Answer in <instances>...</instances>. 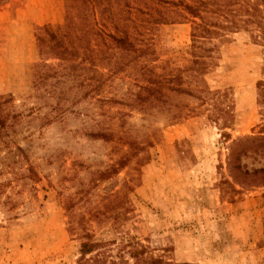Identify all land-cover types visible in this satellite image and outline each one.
Instances as JSON below:
<instances>
[{"label": "rangeland", "instance_id": "rangeland-1", "mask_svg": "<svg viewBox=\"0 0 264 264\" xmlns=\"http://www.w3.org/2000/svg\"><path fill=\"white\" fill-rule=\"evenodd\" d=\"M66 1L0 2V264H77L80 220L97 264H133L138 245L172 264H264V186L226 166L233 140L264 131V48L226 32L200 81L180 0H90L72 9V60L40 56L36 30L63 25ZM114 22L136 52L111 42Z\"/></svg>", "mask_w": 264, "mask_h": 264}, {"label": "trees", "instance_id": "trees-1", "mask_svg": "<svg viewBox=\"0 0 264 264\" xmlns=\"http://www.w3.org/2000/svg\"><path fill=\"white\" fill-rule=\"evenodd\" d=\"M2 0H0L1 2ZM64 24L56 28L50 25H43L37 28L35 33V41L39 55L57 59L61 61H71L75 51L79 49L81 41V28L74 23L73 8H80L84 12L92 14L90 0H67ZM178 6L191 18V45L188 51V62L190 65L186 69L193 71V75L202 80V77L207 73L208 68L213 65L211 53L215 49L212 44L213 40L223 36L226 32H234L239 29H244L251 33V38L254 43L259 44L264 48V0H192L187 3L183 0L177 2ZM92 8V7H91ZM114 33L109 35L111 42L120 50L127 54L137 51L136 43L131 39L129 33L124 29L119 22L113 23ZM81 44V43H80ZM208 44L209 46H205ZM214 66V65H213ZM195 68V69H194ZM264 74V65H263ZM160 91V82H154ZM258 95L264 104V82L257 83ZM146 89V88H145ZM151 90V88H148ZM177 92H182L192 95L194 91L186 90V88H172ZM195 93V92H194ZM197 95V94H195ZM3 99L0 97V100ZM6 101H0V112L3 113V105ZM2 106V109H1ZM230 112L228 111L227 114ZM4 114V113H3ZM227 124V119L224 121ZM5 126V121L0 114V130ZM264 128V127H263ZM226 139H230L227 133L222 134ZM130 148H131V144ZM135 149V145L132 146ZM229 154L227 156L226 166L230 177L233 180H238L241 187L264 186V168L248 170L242 164V159L252 154H264V131H260L257 135H247L233 140L229 146ZM243 157V158H242ZM119 167L112 166L107 171L108 173H117ZM106 175V174H105ZM107 174L106 176H108ZM105 176V177H106ZM104 177V176H103ZM234 189V188H232ZM264 197V196H263ZM97 214H90L94 219ZM81 227L82 234L79 235V257L77 264H84L87 254L95 253L90 262L92 264L99 263L98 250L100 243L93 240L92 235L84 230L82 222H77ZM70 231H75L72 223H70ZM264 228V216H263ZM72 231V232H73ZM264 234V233H263ZM134 246L129 257L133 260V264H172L169 260L163 257H156L146 254L145 247L138 245ZM88 262V261H87ZM109 264H128L123 258L118 261H111Z\"/></svg>", "mask_w": 264, "mask_h": 264}]
</instances>
